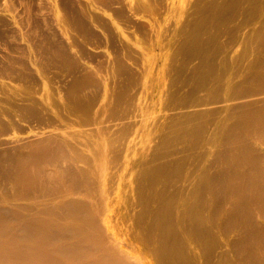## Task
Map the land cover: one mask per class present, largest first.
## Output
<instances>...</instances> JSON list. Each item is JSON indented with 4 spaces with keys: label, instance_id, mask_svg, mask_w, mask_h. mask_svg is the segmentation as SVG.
Here are the masks:
<instances>
[{
    "label": "bare ground",
    "instance_id": "1",
    "mask_svg": "<svg viewBox=\"0 0 264 264\" xmlns=\"http://www.w3.org/2000/svg\"><path fill=\"white\" fill-rule=\"evenodd\" d=\"M255 1L256 9L262 2L256 7L258 1ZM250 4L252 0H209L200 8L193 6L198 8H194L197 16L191 13L195 19L186 24V30L192 27V32H187L182 23L186 34L180 31L178 36H185L180 47L189 51L188 62L197 59L192 61L189 71L205 86L206 95L191 97L189 104L183 97L181 100L187 104L184 110L161 117L157 112H148L143 95L135 104L134 132H129L131 135L124 144L116 142L120 140L117 139L120 128L114 130L115 125L104 124L96 107L92 114L94 120L101 122L100 130L94 131V125L90 127L83 122V126L85 123L86 128L94 131L88 128L90 136L82 135L89 138L77 133L78 127L75 132L61 127L47 132L43 129L44 132L29 126L27 131L33 135L25 138L23 133L22 141L20 134L12 130L0 134V264H264V228L258 224L259 217H264V12L253 23L257 29L242 31L246 38L244 45L232 49L231 43L218 41L220 33L230 29L227 26L235 20V14L246 6L251 7ZM147 55L154 60L153 53ZM135 73L138 74L137 70ZM107 74L101 72V76ZM166 74L171 80L175 77L173 73ZM186 80L190 81L188 77ZM73 85L75 89L78 86L69 84L74 89ZM130 96V100H136ZM40 111L36 114L42 119L44 114ZM157 132L160 140L151 152ZM201 132L206 134L202 140ZM197 144L198 148L193 150L196 155L192 153L195 158L191 155L192 162L185 163L184 151L190 154L188 151Z\"/></svg>",
    "mask_w": 264,
    "mask_h": 264
},
{
    "label": "rangeland",
    "instance_id": "2",
    "mask_svg": "<svg viewBox=\"0 0 264 264\" xmlns=\"http://www.w3.org/2000/svg\"><path fill=\"white\" fill-rule=\"evenodd\" d=\"M181 1L182 3L184 2L183 3L184 5L180 2V0H0V134H5L12 130L16 134L18 135L20 134L18 136L20 137L19 141H22L24 138V135H25V138L32 137L33 135V134L31 135V133L27 131L29 129L28 128L29 126L35 127V128L38 127L42 129V131L45 130L46 132L49 131L50 129L53 130V129H61V128H69V129L71 128V130L75 132L78 127L77 133H79L81 136L82 135L86 136L87 134L90 136L91 133L88 128H90L92 125H94L92 126L94 127L92 129L93 130L95 129L94 131H97L96 129L100 130L99 126L101 122L94 120L93 114H92V112L95 111L97 108V110L101 111L100 114L102 115V122H104V124L110 123L109 125H113V126L115 125L114 127L112 126L114 130L120 128V131L117 130V139L120 138L119 140L120 142L118 140L116 142H118V145H121L126 142L127 138L129 137L128 135L132 134L131 130L132 132H134L133 127H135L134 125L136 124V122L135 120H132L134 119L132 117L135 116V112L137 108V105L135 104H138L139 100H141L143 95H145V99L147 101L145 104V107L148 108V112H157L158 116L160 117L163 116V114L166 116L169 115L170 113L176 114V112L179 114L180 110L182 109L184 110L186 108L184 106L187 105L185 104L187 99H188L187 102L189 104V102L191 101L190 98L191 97L193 98V96L201 98V95H202V97H204V95H206L205 86L200 84L197 78H194V76L192 77V74L189 71L191 68V65L197 59L194 58L190 60L191 62H188L186 57L189 51L186 50V47H182L181 49L180 46L184 44L183 39L185 37L184 35L186 34L185 30L187 29V25H189V23L195 19V18L193 19V17H195L194 15L197 13L196 10L200 8L203 5V3L207 4L209 0H181ZM256 1H258L259 3ZM256 1H255L256 7H259L260 5L261 6L263 5V7L260 6L259 8L255 9L254 0H252L253 4H250L251 5V7L249 6L250 8L246 6L248 9L245 7L244 9L239 10L238 12L239 14H235L238 17L237 16H236L237 18L234 17L235 20H232L231 24H229L230 26L229 25L227 26L230 29L227 30L226 28L225 31L220 33V36L218 39L219 43H226V42L231 43L230 47H232V49H236L238 46L244 45L246 38L242 36L241 33H243L244 31H253L257 29L256 27H253V26L256 23V21L260 17H262L263 15L262 13L264 12L262 10L264 9V0L263 1L256 0ZM172 2L175 4L171 5ZM193 6L198 7V8H195ZM192 10L194 12H192ZM258 10L260 12H256ZM245 11L249 13L247 14L245 13ZM240 12L244 13L245 17ZM191 13L193 17L191 16ZM250 17H252V19ZM248 18H250L249 19L250 23H248L249 21H247ZM263 20H264V15H263ZM169 21H172V22H169ZM168 22L170 24H168ZM182 23L185 25L187 24L186 27L184 25H181ZM182 26L185 27V30H182ZM244 28H246V30ZM188 29H190L192 32V27H188ZM190 30H186V31L188 32ZM164 31L167 33H165ZM180 31L184 32L183 33L184 35L182 34L181 37L178 36L179 35L178 33H180ZM165 34L167 35V37ZM162 36L164 39L162 38ZM173 36L174 38H176L177 41L173 38ZM263 36H264V33H263ZM174 40L176 43L174 42ZM255 45L256 44L253 43L254 48H255ZM172 49L174 51H172ZM175 49H177L176 53L179 56V58L177 56L176 60H175L176 58ZM178 51H181L183 54ZM148 53H153L154 60L151 59L150 56L147 55ZM173 55H175L174 58H173ZM167 60H169L170 62L172 60L176 62L175 64L174 62H171V64H168L170 62ZM181 61H184V62L186 61L185 62L186 64L184 65ZM117 62L119 65L117 64ZM122 62H125L124 63L125 65H122ZM73 64L75 65L76 71L73 68L74 67ZM181 64L184 65L185 68L184 67L183 68L185 70L183 68H180L182 67ZM67 65H68V68H66ZM76 65L78 66V68L76 67ZM120 65L123 66V68ZM177 65H181L178 67L180 69H183L185 72L181 70L179 73L180 69L177 67ZM111 66L114 70L113 69L109 70V68L107 70V67L111 68ZM115 66L119 67L118 70L116 69L117 67L115 68ZM102 67H105L106 69L105 68L100 69ZM128 67L130 69H128ZM72 69L74 70L73 72H76L75 75L71 71ZM138 69L140 70V72L138 71ZM143 69H144V72L142 71ZM116 70L119 71V73H117ZM136 70L139 76L138 74L135 73ZM70 71L72 74L70 73ZM79 71L82 72L81 74H85V71H88V73L86 72L87 75L86 74L81 75ZM95 71H97V73ZM98 71L100 73H98ZM111 71H114L118 75L112 72L114 74L113 75ZM101 72H102V75L103 73L104 74L108 73V74L101 76ZM130 72L132 73L134 72V74ZM170 72L173 73V75L175 74L174 75L175 77H173V80H171L172 77H169L166 74V73L171 74ZM178 73L179 74L182 73L181 74L182 77H180ZM185 73L187 74L184 76ZM160 75H163V77H161ZM176 75L178 76L177 78H176ZM81 76L83 79L81 78ZM84 76H86L87 78L86 77L84 78ZM98 76H99V80L97 78ZM115 76L117 79L115 78ZM117 76H120L121 79L120 77H117ZM88 77L89 79L90 77H92L93 79L88 80ZM160 77L161 79L165 81L164 82L163 80L160 81L161 80ZM187 77L188 79H190V81L186 80ZM191 77L194 79L193 81ZM96 78H97V81H96ZM100 78H102L103 80L101 81ZM254 78H257V76H255ZM72 79H74L75 82ZM181 79H183L182 81H184L185 79L184 84L182 81H180ZM177 80H179V82ZM126 81H128L129 83ZM173 81L174 83L176 82L177 84L173 85L174 84ZM71 82L73 84L75 83V86L77 85L79 86L81 84V86H79L81 87V89L78 86L75 89L74 85H73L74 87L73 89L72 86H69ZM91 82L92 84L90 85ZM109 82L112 84L110 86L111 88H108L110 84H107V83ZM133 82L134 84H132ZM135 83L136 85L138 83V85L136 86ZM168 84H172L171 85L172 87L169 86ZM128 85L130 88L132 87V89H129ZM114 86H116L117 88ZM167 86L170 89H168ZM189 86L191 88H188ZM91 87L95 89L92 90ZM104 87H105V90H103ZM139 88H141L140 91H139ZM166 88L168 91L166 90ZM82 89L85 92H83ZM86 89L87 90L89 89V91L87 92ZM75 91L81 92L80 95L82 93L83 94L80 96L79 93ZM97 91H98V94L96 93ZM107 91L109 93L110 92L112 93H110L109 95ZM115 91L117 92L115 93ZM58 93H62V94L58 95ZM177 93H178V96H177ZM45 94H46L45 96L46 98L44 97ZM129 94H131L132 98L135 97L136 100L134 99H133L134 101L130 100L131 98H128L130 96ZM49 96L51 97V100H49L50 99ZM108 96L111 98H109ZM115 97H117L118 99ZM164 98L165 99L169 98L170 100H164ZM181 99L186 100V101H182ZM80 100H82L81 101L82 103H80ZM114 100L117 101V104H116V101ZM118 100L119 101L121 100L120 101L121 104H119ZM172 101L173 102L179 101V104L178 102H176V104L173 105ZM63 102L64 103L70 102L71 104L72 103L73 104L71 105L70 103H67L68 104L67 105L65 103L64 105ZM92 102L94 103V105ZM182 102L184 103V105ZM180 103H182V105ZM40 104H43L44 108ZM114 104H116L117 106ZM166 104L169 106L168 107L169 109L167 108ZM74 105H76V107ZM80 105H81V109H80ZM170 105L174 107L175 109L170 107ZM63 106L65 108H63ZM73 106L75 107L74 108L75 110L72 108ZM82 107L85 111L87 109V111L85 112L82 109ZM117 107H119V109ZM76 108L80 110V113ZM88 108H90V110ZM92 108L94 109L92 110ZM38 109L39 111L41 110L40 114H44V116H42L43 117L42 119H41V115H40V118L38 116L39 115ZM124 109L127 112H124ZM128 109L129 111L130 110L131 111L129 112ZM49 110L52 112H50ZM168 110L170 112H168ZM55 111H58L57 114H59L60 116L62 113H64L62 115L64 117L61 116V119H60L59 115L56 116L57 114L55 113ZM83 111L85 114L84 115L85 119L83 118V114H82ZM165 111L168 113L166 114ZM48 112L51 114H49ZM87 112L90 114H88ZM36 113H38V115ZM124 114L125 116H127L128 114L130 116L129 115L128 117L122 116ZM224 114L225 112L222 111V116H225ZM66 115L67 117H65ZM71 115H73V118L70 117ZM226 115H227V112H226ZM50 116H53L51 118H53L54 121L53 119L51 120ZM76 116L78 120L80 121V123H78L77 118H75ZM119 117L121 118L122 121L120 120ZM124 117L127 119H125ZM86 118L88 119V121L86 120ZM40 119L42 121L44 120L45 121L42 122ZM124 119L127 120L128 124L126 123ZM128 119L129 120L131 119V120L129 121ZM72 120L73 122H71ZM89 120H93V121H89ZM63 121L66 126L62 123ZM113 121L115 123H113ZM83 122L85 123L87 122L86 124L89 125L90 127L86 128L87 125L85 123H84V126H85L84 127ZM61 123L63 125H59ZM73 123L74 125L76 124L77 126L76 125L74 126ZM207 125L211 127V125L209 124ZM82 127H83V130H82ZM127 128H128V131L126 130ZM24 129L27 132H25ZM94 131H92V133H94ZM84 132H86V134ZM249 133L250 132L248 131L247 134L250 137L251 134L249 135ZM156 135L157 136H155V138L157 140L154 139L153 147H151V150H150L151 152L154 150V148L156 147V145L158 144L160 140L159 139L160 135L158 132ZM201 135L203 136L201 137V140H202L204 139L206 134L205 132H201ZM89 136L87 137L82 136V137L89 138ZM122 137L124 138L122 139ZM197 148H198V144L194 146V148L192 147L191 148L192 150L188 151L190 152V154L187 153V151H184L185 152L184 153L185 163H187V161L189 163L192 162L189 159L195 158L194 156L196 155V152L194 153V151ZM192 153H194V156ZM191 155L194 158H191ZM186 158L188 159L186 160ZM116 162L114 161L113 163H116ZM263 220H264V217H259L258 224H260V226L264 228Z\"/></svg>",
    "mask_w": 264,
    "mask_h": 264
}]
</instances>
